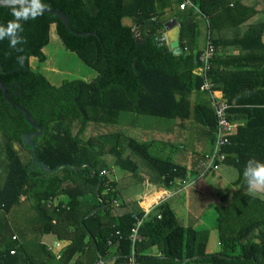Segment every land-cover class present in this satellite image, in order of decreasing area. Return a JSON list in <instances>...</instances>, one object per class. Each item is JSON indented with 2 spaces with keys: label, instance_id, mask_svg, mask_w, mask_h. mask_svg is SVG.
Returning a JSON list of instances; mask_svg holds the SVG:
<instances>
[{
  "label": "trees",
  "instance_id": "1",
  "mask_svg": "<svg viewBox=\"0 0 264 264\" xmlns=\"http://www.w3.org/2000/svg\"><path fill=\"white\" fill-rule=\"evenodd\" d=\"M182 1L42 0L64 13L74 32L96 36H76L56 15L43 13L23 22V53L0 41V81L42 129L31 139L36 157L50 170L60 167L47 173L32 165L22 137L36 130L0 91V264H95L99 258L129 264L135 217L143 238L135 246L137 264H264V194H248L243 178L248 159L264 161V0H189L192 7L180 10ZM173 6L179 55L155 44ZM12 19L11 9L0 7V24ZM52 26L94 78L53 85L31 68V58L46 61L42 50L54 38ZM207 40L215 50L210 90L229 105L234 127L218 169H233L230 185L237 190L215 207L219 250L212 254L206 253L209 232L180 225L166 202L148 215L139 206L160 187L197 175L214 140L212 103L200 90L204 79L193 73ZM221 47L238 54L223 55ZM21 54L23 67L16 61ZM193 93L208 98L192 102ZM155 146L190 149L191 167L156 157ZM50 234L61 242L56 252L44 243ZM153 248L160 256L148 255Z\"/></svg>",
  "mask_w": 264,
  "mask_h": 264
},
{
  "label": "rangeland",
  "instance_id": "2",
  "mask_svg": "<svg viewBox=\"0 0 264 264\" xmlns=\"http://www.w3.org/2000/svg\"><path fill=\"white\" fill-rule=\"evenodd\" d=\"M124 23L131 24L129 20H125ZM51 33L52 31L50 30V34ZM43 53L47 58L44 63H38L36 59L33 58L29 60V64L33 70L44 74L48 81L53 85H59L64 80H88V75L94 74L91 69L81 63L74 53L67 51L62 46L58 37L54 36L53 38L50 36L49 43L44 47ZM208 147L207 143L203 152L208 151ZM17 148L18 147H16V149ZM185 150L190 159V155H192L190 149ZM235 175L236 173L231 168H220V170L217 169L213 174H206L199 181L190 179L186 186L184 185L185 180L184 182L179 181V185L186 188L179 193V197H177L179 199L173 197L169 203L173 208L176 217H178V223L184 227L190 226L197 229L201 228L203 224L204 226L215 227V207L217 204L222 205L225 203L223 200L215 202L216 196H221V198L226 196L228 200L230 199L231 194L234 192L236 193L237 190L230 185V182ZM174 203L176 204L175 208L172 206ZM188 211H190L192 217L194 215L199 216V219L196 220L197 224L191 222L192 220H189ZM44 239L45 243L52 247H54L55 243L61 245V242L55 240L53 234L48 235ZM207 243H209L208 247H211V250L212 248L214 251L219 250V247L216 246L218 239H213L211 233L208 237ZM56 249L57 248L54 247V251Z\"/></svg>",
  "mask_w": 264,
  "mask_h": 264
},
{
  "label": "built area",
  "instance_id": "3",
  "mask_svg": "<svg viewBox=\"0 0 264 264\" xmlns=\"http://www.w3.org/2000/svg\"><path fill=\"white\" fill-rule=\"evenodd\" d=\"M189 7H192V4L189 2V0H183L182 3L179 5L180 10H184ZM214 56V45L210 40H208L205 48L197 57L196 66L193 71L196 76L204 79L200 90L208 93V97L211 100L214 114L216 117L214 140L211 143V148L207 153L202 155V157L198 160L196 164L197 179L203 178L206 174L215 173L217 171L219 164L223 162L226 158V154L224 153L223 149L229 144V139L234 134V127L231 125L227 118V110L229 108V105L220 100V98H218L216 94L210 90L211 83L207 78V72L210 68V62L214 58ZM153 208L145 212V215H148L153 210ZM157 218H160V216L157 215ZM141 223L142 220L135 217L134 225L128 236V239L131 242L129 264H137L134 259V252L135 246L143 240L140 233ZM14 238L15 237H13V239ZM107 244L109 246H113L111 239L107 241ZM60 246L61 245H59L58 243H55L54 245L55 248H60ZM54 247L49 246L47 247V249L53 250ZM158 256H160V253L158 254ZM95 264H110V262L105 259L99 258L97 259Z\"/></svg>",
  "mask_w": 264,
  "mask_h": 264
},
{
  "label": "clouds",
  "instance_id": "4",
  "mask_svg": "<svg viewBox=\"0 0 264 264\" xmlns=\"http://www.w3.org/2000/svg\"><path fill=\"white\" fill-rule=\"evenodd\" d=\"M4 3L11 9L14 19L8 21L6 25L0 24V41L7 39L10 49L23 53L22 45L26 43V39L22 36L23 22L37 19L43 15L48 6L42 0H4ZM25 60L26 56L23 54L16 57L21 67L24 66ZM243 178L248 194H264V161L254 157L248 159L243 170Z\"/></svg>",
  "mask_w": 264,
  "mask_h": 264
},
{
  "label": "crops",
  "instance_id": "5",
  "mask_svg": "<svg viewBox=\"0 0 264 264\" xmlns=\"http://www.w3.org/2000/svg\"><path fill=\"white\" fill-rule=\"evenodd\" d=\"M175 9V10H174ZM176 11V8L173 6L172 8V11H168L165 13V15L162 16V19L165 22L175 18L173 17V12ZM208 41V40H207ZM207 43V42H206ZM226 46H229L226 45ZM44 52V48L42 50ZM219 53H222L223 55H236L238 54V50L235 48H225V47H221L220 49V52ZM33 59V58H31ZM47 60V59H46ZM94 72V71H93ZM96 76V73L94 72V74H89L87 78H89L88 80L94 78ZM87 81V80H85ZM200 97L202 99H205L207 100V96H205L204 94H199V93H193L192 96H191V101L192 102H195V100ZM208 151L210 150L211 148V143L208 145ZM157 149H162L161 152H158ZM208 151L204 152L203 154L207 153ZM152 153L156 156V157H159V158H170L173 162L175 163H178L180 165H183L185 166L187 169L191 167V163H192V160H193V157H191L192 155H190V159H189V156L187 155V151L185 149L183 150H180V151H176V152H170L169 151V148L167 147H164V148H157V146H155L153 149H152ZM114 176H119V171H117L116 169H114ZM115 177V178H116ZM201 180L202 178H196V175L194 176H189L187 179H185V182H184V185L186 186V184L188 183L189 180ZM186 187H182L181 185H179L178 182H176L175 184L171 185V186H162L160 187L157 191L153 192L152 194L148 195L147 197H145L140 203H139V206L141 207V209L144 211V212H147L149 211L150 209H152L154 206H156L157 204H159L160 202H166L169 207L171 208V210L173 211L174 213V210L173 208L171 207V205L169 204L172 200V198H177L179 197V193L181 192V190H184ZM179 199V198H177ZM219 200H222L221 196H216V201H219ZM219 205V204H217ZM174 208L176 206V204L174 203V205H172ZM188 218L189 220H192L191 222H194L195 224L196 223V220L199 219V216L197 215H194L193 217L190 215V211H188ZM175 215V213H174ZM176 217V215H175ZM178 217H176L177 219ZM191 224V223H189ZM202 224V223H201ZM181 225V224H180ZM197 226V225H196ZM184 227V226H183ZM190 227V226H188ZM186 228V227H185ZM193 228V227H192ZM195 230H209V236H210V233L212 234V237L213 239H218L217 238V231H216V226L215 227H208V226H204V224L202 225L201 228L197 229V228H193ZM215 230V231H213ZM208 236V237H209ZM47 237V236H46ZM45 237V238H46ZM44 243H45V239H44ZM47 247L51 246L47 243H45ZM209 243H207L206 245V253L207 254H212L214 252H217V251H214L213 248L211 250V247L209 248L208 247ZM216 246L219 247V243H216ZM52 247V246H51ZM61 248V246H60ZM60 248H57L55 251L54 249L53 250H50L51 252H56L58 251ZM159 252L156 250V249H151L149 252H148V255H154V256H158ZM71 264H74L73 261L71 262ZM112 264V263H110Z\"/></svg>",
  "mask_w": 264,
  "mask_h": 264
},
{
  "label": "water",
  "instance_id": "6",
  "mask_svg": "<svg viewBox=\"0 0 264 264\" xmlns=\"http://www.w3.org/2000/svg\"><path fill=\"white\" fill-rule=\"evenodd\" d=\"M0 7H8L6 6V4L4 3V0H0ZM45 14H54L56 15V17L58 18V20L63 23V25L66 27V29L76 35V36H80V37H86V36H96L95 33H76L71 29L70 26V20L69 18L62 13L59 10H55V9H46ZM163 28H164V32H162L161 34H159L158 36H156L155 38V44L157 46H166L167 49L173 54V55H179L182 53V50L179 46V23L178 20L176 18H173L167 22H165L163 24ZM51 31L53 33L54 36H56L55 34V27L52 26L51 27ZM57 37V36H56ZM7 88L3 85V83L0 81V91L2 92L3 98L6 102H8L12 107L20 110L23 114L24 117L26 119V121L36 130L33 134L31 135H27L26 137H22V142L23 144L28 145L31 148L32 151V165H36V167H38L40 170L44 171V172H53L58 168H55L54 170H50L48 168H46L36 157V150L35 147L31 141L32 137H39L42 129L37 126L35 124V122L33 121L32 117L30 116V114L21 106L17 105L16 103H14L9 96L7 95L6 92ZM15 147H18L17 149H19V145L15 144Z\"/></svg>",
  "mask_w": 264,
  "mask_h": 264
}]
</instances>
